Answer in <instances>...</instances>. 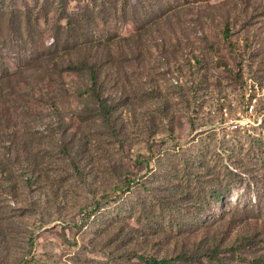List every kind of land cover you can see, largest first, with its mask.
I'll return each instance as SVG.
<instances>
[{
    "label": "rangeland",
    "instance_id": "374dc122",
    "mask_svg": "<svg viewBox=\"0 0 264 264\" xmlns=\"http://www.w3.org/2000/svg\"><path fill=\"white\" fill-rule=\"evenodd\" d=\"M0 83V264H259L264 0H0Z\"/></svg>",
    "mask_w": 264,
    "mask_h": 264
},
{
    "label": "trees",
    "instance_id": "16d2710c",
    "mask_svg": "<svg viewBox=\"0 0 264 264\" xmlns=\"http://www.w3.org/2000/svg\"><path fill=\"white\" fill-rule=\"evenodd\" d=\"M72 25H73V21L70 19L69 26ZM227 32H229V28H227ZM227 36H229V33H226V37ZM90 58H92V55H88V57L85 58V61L82 62H80L79 60L76 62L70 61L69 67L74 70L83 68L87 71V74L90 77V87L88 89L89 97L91 98V100H93L96 103L98 107V112L101 115V117H104V120L110 124V117L112 116V112L115 106L111 104L110 93H108L107 87L104 84L103 80L101 79V73H99L100 70L98 69L99 66L95 61H91ZM6 74L11 75L10 69L6 72ZM11 86L12 85L10 83H7L6 89L9 88L11 89L12 88ZM2 96L3 94L0 93V97ZM54 108L59 111L57 105H55ZM27 182L30 183L32 181L28 180ZM245 240L249 241L250 238L247 237ZM184 256L186 257V255ZM147 261H149V263L151 264H167L168 262L172 261V259L170 258L158 259L156 257H152L150 259H147ZM256 261L259 264H264V256H258ZM220 262L221 264H230L223 261ZM183 264H192V262L187 263V261H184Z\"/></svg>",
    "mask_w": 264,
    "mask_h": 264
},
{
    "label": "built area",
    "instance_id": "2783aa9c",
    "mask_svg": "<svg viewBox=\"0 0 264 264\" xmlns=\"http://www.w3.org/2000/svg\"><path fill=\"white\" fill-rule=\"evenodd\" d=\"M253 109L255 110L254 104H253Z\"/></svg>",
    "mask_w": 264,
    "mask_h": 264
}]
</instances>
